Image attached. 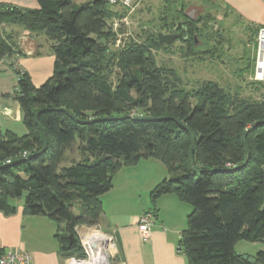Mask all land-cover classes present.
I'll return each instance as SVG.
<instances>
[{"label": "trees", "instance_id": "1", "mask_svg": "<svg viewBox=\"0 0 264 264\" xmlns=\"http://www.w3.org/2000/svg\"><path fill=\"white\" fill-rule=\"evenodd\" d=\"M164 1L166 16L183 19L187 53L198 54L195 35L204 41L214 37L207 22L199 27L198 20L185 15L184 4ZM38 2L32 9L0 4L1 23L45 36L55 55L53 74L39 86L17 70L15 98L27 132L0 130V166L18 161L0 169V210L15 213L12 199L26 191L24 213L47 216L56 224L64 258L84 257L77 227L100 223V197L112 189L120 169L154 158L177 172L150 192L154 208L166 194L193 207L177 243L188 264H254L235 247L240 240L264 241V124L252 127L264 120V99L233 94L211 80L186 89L175 69L159 65L152 55L153 48L163 47L155 33L111 48L115 32L110 23L127 15L126 6L116 9L110 0ZM5 33L0 59L19 53L17 33ZM117 69L122 74L115 83ZM59 108L82 120L114 119L84 124ZM137 115L174 117L192 129L194 163L188 129L172 119H134ZM42 128L48 143L40 152ZM78 138L84 157L60 167ZM256 260L264 264V252Z\"/></svg>", "mask_w": 264, "mask_h": 264}, {"label": "crops", "instance_id": "2", "mask_svg": "<svg viewBox=\"0 0 264 264\" xmlns=\"http://www.w3.org/2000/svg\"><path fill=\"white\" fill-rule=\"evenodd\" d=\"M75 1L82 3L87 0ZM219 1L253 27L264 26V0ZM0 4L25 9L39 6L38 0H0ZM7 29L17 33L19 53L0 59V130L23 135L27 129L22 120L20 104L15 98L19 81L17 70L27 72L32 82L39 86L53 74L55 55L51 42L45 36L31 35L15 25L7 24ZM161 170L163 171L161 161L154 158L141 159L133 166L123 167L114 176L112 189L102 197L111 194L117 187L121 192L113 196L115 203L133 192L143 191L148 194L168 177ZM152 176L153 180H147L141 186L145 177ZM179 202L173 194H166L158 199L157 220L147 239L142 237L138 229V221L144 211L139 214H123L118 218L115 216L112 222L107 220L106 229L115 233L118 258L124 264H188L185 254L179 252L177 247L180 230L173 225V220L163 214V207L173 209L172 206L177 207ZM12 203L16 206L15 213L5 214L0 210V252L21 249L30 253L33 264H64L65 258L60 253L59 242L55 237L56 224L47 216L25 214L24 198L12 199ZM102 203L104 207L103 200ZM116 210L117 208L115 212ZM84 227L85 225L77 227L79 234ZM235 249L239 254L254 257L255 261L252 263L259 264L256 258L260 251L264 252V241L240 240Z\"/></svg>", "mask_w": 264, "mask_h": 264}, {"label": "rangeland", "instance_id": "3", "mask_svg": "<svg viewBox=\"0 0 264 264\" xmlns=\"http://www.w3.org/2000/svg\"><path fill=\"white\" fill-rule=\"evenodd\" d=\"M176 4L180 6L184 4L185 15L191 13L195 21L198 20L199 27L207 22L210 31L214 33V37L209 41L195 35L198 54L187 53L189 46L182 41L183 19L179 16L173 19L166 16L163 13L166 6L164 0H133L132 6L128 7L127 15L110 23L115 32V40L110 43V47L117 50L131 40L143 41L150 33L178 34V37L168 43H162L163 47L153 48L151 52L159 65L175 69L183 87L191 89L197 87L201 81L211 80L233 94L257 100L264 99V82L252 79L256 56L255 28L219 0H176ZM121 7L122 5H116L115 8ZM121 74V69H117L112 75L115 83ZM81 143L83 142L78 138L75 148L64 154L60 167L68 166L84 157L79 147ZM162 165L161 172L164 175L171 177L177 174L175 171H169L163 163ZM158 172L160 173V170ZM151 178L154 179L153 176L145 177L141 186L147 180H153ZM118 192L121 190L117 187L111 194L108 193L105 197L101 195L100 199L104 202L101 225L100 223L85 225L81 233L92 234L95 231H102L114 235L115 233L106 229L107 220L112 222L115 216L118 218L123 214H139L141 211L155 212L154 210L158 209V200L154 208L150 192L148 194L143 191L133 192L132 195L130 193L115 203L113 196ZM26 193L25 191L17 200H22ZM178 204L180 206L173 205V209L163 207V214L173 220V225H176L181 234L187 228L188 216L193 207L181 200ZM78 235L80 237L79 233ZM110 261L111 264H117L115 259L110 258Z\"/></svg>", "mask_w": 264, "mask_h": 264}, {"label": "built area", "instance_id": "4", "mask_svg": "<svg viewBox=\"0 0 264 264\" xmlns=\"http://www.w3.org/2000/svg\"><path fill=\"white\" fill-rule=\"evenodd\" d=\"M133 0H110L114 6L123 5L126 7L132 6ZM117 23H115L116 25ZM7 24L0 22V37L5 38L7 32ZM252 79L256 82H264V26L258 27L256 34V56ZM7 162H10L8 160ZM157 216L152 211H146L138 221V229L144 239L150 236L152 226L155 224ZM100 233V236L107 237L109 241L106 247V259L103 262L99 261L98 251H101L100 243L92 240V236ZM80 241L85 251L84 257L68 256L65 258L64 264H111L110 258L115 259L117 264H124L118 258V241L116 235L95 231L92 234L80 233ZM0 264H33L32 257L29 252L21 249L0 252Z\"/></svg>", "mask_w": 264, "mask_h": 264}, {"label": "water", "instance_id": "5", "mask_svg": "<svg viewBox=\"0 0 264 264\" xmlns=\"http://www.w3.org/2000/svg\"><path fill=\"white\" fill-rule=\"evenodd\" d=\"M187 15L191 18V19H195L191 14H188ZM177 37L176 34H163L162 32H159L158 33V38H159V41L160 43H168L170 41H172L173 39H175ZM60 110H63V111H66L71 117L75 118L76 121L80 122V123H91V122H95V121H106V120H112L114 119L113 117H103V118H94V119H90V120H82V119H79V118H76L70 111L66 110L65 108H59ZM43 110H40L38 112H36L35 114V118H36V121L37 123L39 124V121H38V116L40 114V112H42ZM134 119H138V120H150V121H157V120H162V119H172V120H175L176 122H178L183 128H186L188 129L190 135H191V139H192V146H191V149H190V159L192 161V163H194V148H195V135H194V132L192 131V129H190L189 127H187L185 124H183L182 122L178 121L177 119H175L174 117H153V116H143V115H137V116H134L133 117ZM259 124H264V120H259L257 122H255L252 127H256L257 125ZM42 131H43V134H44V141H43V147L42 149L40 150L41 151H44L47 147V135H46V131L44 128H42ZM248 149V148H247ZM32 155L28 156L27 158H30ZM18 161H10L2 166H0V169H3V168H9V167H12L14 166ZM243 257L245 259H247L248 261L250 262H254L255 261V258L252 257V256H248V255H243Z\"/></svg>", "mask_w": 264, "mask_h": 264}, {"label": "bare ground", "instance_id": "6", "mask_svg": "<svg viewBox=\"0 0 264 264\" xmlns=\"http://www.w3.org/2000/svg\"><path fill=\"white\" fill-rule=\"evenodd\" d=\"M94 241H97L98 243H100V247H101V251H98V254L100 255L99 257V261L103 262L106 259V247H108L109 245V241L107 237H103L100 236V233H97L96 235L92 236L91 238Z\"/></svg>", "mask_w": 264, "mask_h": 264}, {"label": "flooded vegetation", "instance_id": "7", "mask_svg": "<svg viewBox=\"0 0 264 264\" xmlns=\"http://www.w3.org/2000/svg\"><path fill=\"white\" fill-rule=\"evenodd\" d=\"M188 14H191V13H188ZM192 15V14H191Z\"/></svg>", "mask_w": 264, "mask_h": 264}]
</instances>
